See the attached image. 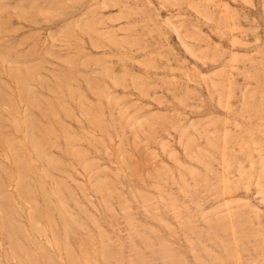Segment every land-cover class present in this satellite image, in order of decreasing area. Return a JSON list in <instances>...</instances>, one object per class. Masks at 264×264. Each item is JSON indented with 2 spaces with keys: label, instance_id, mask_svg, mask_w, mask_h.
Masks as SVG:
<instances>
[{
  "label": "rangeland",
  "instance_id": "1",
  "mask_svg": "<svg viewBox=\"0 0 264 264\" xmlns=\"http://www.w3.org/2000/svg\"><path fill=\"white\" fill-rule=\"evenodd\" d=\"M0 264H264V0H0Z\"/></svg>",
  "mask_w": 264,
  "mask_h": 264
}]
</instances>
